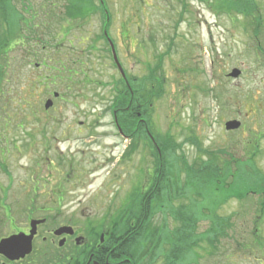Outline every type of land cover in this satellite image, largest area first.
<instances>
[{
  "label": "rangeland",
  "instance_id": "1",
  "mask_svg": "<svg viewBox=\"0 0 264 264\" xmlns=\"http://www.w3.org/2000/svg\"><path fill=\"white\" fill-rule=\"evenodd\" d=\"M235 1L105 0L107 32L127 77L139 81L152 69L160 80L148 79L155 91L145 116L180 186L188 168L182 159L188 166L228 164L243 181L244 164L264 173V55L254 46L264 48V0L245 2L246 15L230 4ZM69 2L14 0L12 25L3 23L11 46L0 56V165L6 167L0 166V184L6 180L1 169L18 186L30 171L38 179L48 171L54 176L64 158L69 215L104 230L133 191L147 186L156 158L137 140L120 159L125 142L108 111L120 73L99 39L104 18L99 10L65 17ZM234 68L240 75L229 77ZM47 100L52 106L45 108ZM230 120L239 128L225 130ZM189 193L160 196L151 220L164 236L151 264L168 263L170 236L182 223L174 213L180 218L191 208H185ZM257 201L251 195L222 203L217 213L233 214V228L215 233V247L197 250V263L191 251L177 264H264V247L257 246L264 244V212L255 223ZM211 225L207 217L198 230Z\"/></svg>",
  "mask_w": 264,
  "mask_h": 264
},
{
  "label": "trees",
  "instance_id": "2",
  "mask_svg": "<svg viewBox=\"0 0 264 264\" xmlns=\"http://www.w3.org/2000/svg\"><path fill=\"white\" fill-rule=\"evenodd\" d=\"M13 1L0 0V56L5 55L7 49L11 46L8 40L10 31L2 29L4 28L2 26L4 24L7 26L12 25L9 22L10 19L13 20L11 12ZM98 2L100 6H96L94 0H70L69 5H66V15L70 16V11L80 13L84 10H91L93 13L99 10L104 18L102 29H107L109 19L105 0H98ZM245 2H248V0H237L230 4H235L246 15L248 11L244 7ZM230 4L228 7H230ZM220 7L223 8L224 6L220 5ZM18 19L21 20L22 17L19 16ZM11 30L13 31V28ZM2 50L3 52L1 53ZM58 64L61 67L62 61H59ZM153 71L150 69L139 81L127 77L126 74L124 79L119 77V81L113 85L114 97L108 107L109 111L113 119H117V125L121 127L124 135L128 131L134 132L131 146L127 149L122 159L134 151L137 146V140H146L149 146L147 150L151 155L155 156L156 162L153 165V174L147 182V186L141 185V189L133 191L130 199L121 206V209L116 214L115 222L109 228H106V231L108 230L110 235L113 234L123 239L114 249L118 257L126 259L119 264H151L158 255L164 236V228L154 225L151 220L152 211L161 202L160 196L164 192L170 199H178L186 197V194L190 192L189 194L192 195V198H189L185 208L187 205L191 208L184 213L185 215L178 214L180 218L174 213L175 218L179 221L182 220V223L174 229L172 236H170V248L167 255L169 261L167 264H177L179 261L187 260L191 251L192 263H195L194 261L198 258L197 250H203L205 246H216L217 237L215 233L218 235L223 233L225 235L226 230L229 231L233 228V214L219 216L217 213V209L222 203L231 198H245L250 191H253L262 197L258 210L263 212L264 173L257 167H247L244 164L240 170V175L246 177L245 181H243L241 176L236 177L233 174L235 170L232 171L228 164L224 165L222 169L218 167V163H212L211 161L194 162L191 166H188L185 160L182 159L183 164L188 167L184 168V184L180 186L177 180H172L171 174L167 170L166 152L165 150L163 151L159 144L158 135L154 134L148 121V127L145 128L146 126L139 121L137 116V112H141V115H143L141 108L145 109L146 114L153 98L154 86L149 83L148 79L153 82L157 80L160 82ZM0 72H2L1 69ZM69 75L70 78L74 76L73 73H69ZM45 78L49 80L50 76L45 75ZM113 122L115 123V120ZM148 132L157 143L161 155L152 146ZM141 143L143 144L144 142ZM247 179L249 181H246ZM238 180H240L239 185ZM207 217L211 220L212 225L207 230L199 231V224ZM111 240L112 238H106L108 243ZM258 245L259 247H264L262 242H259Z\"/></svg>",
  "mask_w": 264,
  "mask_h": 264
},
{
  "label": "flooded vegetation",
  "instance_id": "3",
  "mask_svg": "<svg viewBox=\"0 0 264 264\" xmlns=\"http://www.w3.org/2000/svg\"><path fill=\"white\" fill-rule=\"evenodd\" d=\"M60 99L66 100L62 96ZM141 110L143 115L137 112V116L147 128L145 109ZM113 129L118 131V126ZM133 134L128 131L122 136L125 144L121 156L131 146ZM55 152L63 155L61 149ZM63 159L59 158L60 169L54 176L48 171L38 179L37 172L30 171L27 178L18 181V186H13L11 173L1 169L6 180L0 184V242L13 236L31 238L29 250L21 257L11 258L0 251V264H119L126 260L114 250L122 237L69 215L68 174L63 170ZM0 166L6 169L3 164ZM10 190L14 192L9 193ZM107 237L112 238L110 243L106 242ZM26 247L25 244L23 248Z\"/></svg>",
  "mask_w": 264,
  "mask_h": 264
},
{
  "label": "water",
  "instance_id": "4",
  "mask_svg": "<svg viewBox=\"0 0 264 264\" xmlns=\"http://www.w3.org/2000/svg\"><path fill=\"white\" fill-rule=\"evenodd\" d=\"M112 47V45H111ZM112 51L114 53V49L112 47ZM114 60L117 63V67L119 68L120 72L122 73L121 67L117 62L115 54ZM240 71L233 69L230 73L229 76L231 77H237L239 75ZM56 95V94H55ZM52 105L51 100H47L44 107L48 108L49 106ZM240 126V122L236 120H230L225 123V129L226 130H231V129H237ZM31 236L27 237V239L21 237V236H13L8 239H4L0 242V251L6 253L9 255L11 258H18L24 255L29 250V239ZM26 244V248H23L24 245Z\"/></svg>",
  "mask_w": 264,
  "mask_h": 264
}]
</instances>
